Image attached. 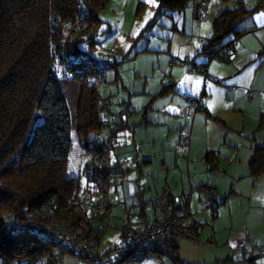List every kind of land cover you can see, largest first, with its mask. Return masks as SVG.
I'll return each instance as SVG.
<instances>
[{"label":"trees","instance_id":"obj_1","mask_svg":"<svg viewBox=\"0 0 264 264\" xmlns=\"http://www.w3.org/2000/svg\"><path fill=\"white\" fill-rule=\"evenodd\" d=\"M109 1L0 0V256L7 263L34 259L56 246L28 224L14 223L8 229V213L24 217L27 208L50 203L57 214L77 207L81 174L69 169L74 137L93 152L91 135L103 127L98 105L105 100L90 80L99 75L105 80L111 68L119 74L126 59L100 60L90 51L103 21L100 12ZM190 1L159 0L146 29L167 12L185 9ZM239 2L238 8L225 9L214 19L215 34L208 45L219 46L212 47L211 57L233 40L220 45L224 37L244 32L236 29L238 23L264 7V0L252 9ZM219 34L222 38L216 39ZM166 90L167 86L162 93ZM213 156L210 151L206 159L214 161ZM249 165L254 177L264 173V146L255 148ZM172 247L177 262L173 240Z\"/></svg>","mask_w":264,"mask_h":264},{"label":"crops","instance_id":"obj_2","mask_svg":"<svg viewBox=\"0 0 264 264\" xmlns=\"http://www.w3.org/2000/svg\"><path fill=\"white\" fill-rule=\"evenodd\" d=\"M200 1L191 0L185 9L170 11L164 15L173 17L176 12H179V15L187 18L189 12H192L198 18L196 8ZM238 1H242L248 9H252L259 0L253 6H248L245 0ZM131 2L134 4L140 2L139 7L145 11L147 7L154 10L159 5V0L155 5H150L145 0H124L123 5L126 8ZM207 3L209 4L208 0ZM239 3L233 8H238ZM117 11L122 14L121 7L117 8ZM261 13H264V7L250 13L236 26L237 30L244 32L237 36L239 43L235 48L233 59L228 58L222 51L219 55L211 57L209 52L212 47L219 46L217 43L208 45L210 38L215 34L214 25L205 28L200 24L198 34L191 42L194 43V49L192 48L194 51L190 54L186 53L184 57L186 62L192 63L185 65V67L189 66L191 71L186 77L191 79H184L182 83V79L174 77L175 81L169 85L178 90L181 97H178L177 103H172V107H164L160 118H154L148 109L153 107L154 93L166 95L170 91L168 85L152 92L147 89V79L146 84L143 85L139 80L140 86H137L134 91L132 88L134 93L142 89L144 94L147 92L148 98L151 97L147 111L145 110L143 115L140 113L141 110L133 111L127 103L126 107L129 108L125 109L126 113L132 111L134 114L123 117L122 107L119 111H113L105 99L107 97L104 98L110 111L122 118L121 127L117 132L119 136L117 144L120 146V139L124 137L126 145L130 142L135 146L137 157L134 165L136 163L139 173H143L139 159H142L145 165H155L156 159L161 158L163 164L170 167H167V170H172L170 174L173 173L178 178L171 184L165 178L164 185L155 188L152 198L148 200L147 196L151 193L148 194V191L137 187L140 185L139 178L129 180V172L133 168L129 170L128 182L118 184L115 190L120 199L122 196L121 200L126 201V207L132 208L129 202L136 207L135 222L139 223L148 219L146 206L161 194L164 186H168L174 196L192 193L188 220L186 221L187 216L182 215L179 206L176 208V215L180 216L181 221L187 225L190 219L196 220L197 224L193 228L196 240L190 238L181 240L180 236L174 237L173 242L177 246V262L156 252H139L131 255L128 260L121 261L120 264H264L262 253L264 249V173L254 177L249 165L255 148L264 146V15ZM120 17L123 18V14ZM235 37L234 33L229 34L220 45L229 43ZM148 48L147 45L136 47L134 58L137 60L138 53ZM132 49L129 51L131 52ZM130 52L126 53V58ZM91 54L95 56L92 52ZM136 60L130 61L129 65L133 66ZM127 65L128 63H125L122 67L128 68L129 65ZM200 66L206 68L203 72L207 74L206 78L195 72V69ZM197 80L200 81L199 84L196 83ZM166 86L167 90L162 93ZM249 90L253 92L250 99L247 96ZM202 91L207 92L209 98L194 118L190 157L184 159L177 156L173 160L174 153H177L180 133L184 131L183 107L187 96ZM122 130L130 132L129 135L122 134ZM158 148L161 150L160 153L153 151L159 150ZM72 151L74 153V148ZM118 151L122 154L120 149ZM210 151L214 153L212 158L214 161L206 159V154ZM73 153L70 156L72 161ZM122 156L133 160L126 155L122 154ZM77 163L78 161L74 164L77 165ZM167 170L165 171V167L164 169L162 167V172L154 171V178L157 177L160 180L163 174L167 177ZM76 172L78 173L77 167L72 173L76 174ZM235 198L240 199V202L236 203V208L235 202L231 200ZM208 199L215 201L214 206L203 208L202 202ZM112 212L114 215L112 224L116 229L127 222L123 206H114ZM142 212L143 215H141ZM239 242L245 244V252L242 256L234 254V248ZM187 243L188 248L185 249ZM187 251L191 254L189 257H187Z\"/></svg>","mask_w":264,"mask_h":264},{"label":"built area","instance_id":"obj_3","mask_svg":"<svg viewBox=\"0 0 264 264\" xmlns=\"http://www.w3.org/2000/svg\"><path fill=\"white\" fill-rule=\"evenodd\" d=\"M196 13L201 21L210 17L207 0L199 2ZM94 35L90 34L89 36ZM238 43L239 38L235 37L230 44L220 49V52H224L228 58L233 59ZM109 55L110 60L121 58L116 53ZM198 70L204 72L202 67H199ZM103 82L104 78L99 75L90 80V85L99 89ZM247 96L249 99L253 96L252 90L248 91ZM208 98L209 94L205 91L187 96L184 114L190 119L189 132L182 131L180 133L177 144L179 154L189 156L194 118ZM98 109L103 120V127L91 135L93 152L86 149L82 152L83 156H88L90 159L79 171L81 177L84 175L85 183L80 181L75 211L57 214L53 210L54 203H50L51 205L32 210L27 208L24 217L16 218L11 213H8L6 217L8 229L14 223L17 226L28 224L33 230L42 231V238L44 237L47 241L53 240L56 246L34 259H24L13 263H7L6 259L0 256V264H63L65 253H73L100 264H120L119 258L123 260L129 254L151 251L174 260L176 254L172 247V240L175 236L182 235L196 240L193 230L197 226L196 220H191L187 225L181 221L180 216L176 215L178 206L181 207L182 215H190L191 192L174 196L169 187L165 186L161 194L153 200L155 218L139 223L131 221L135 211L126 207V201L120 199L115 187L118 182L122 184L127 182L128 172L133 168L134 161L116 156L114 153L120 125L118 115L112 113L103 101L99 103ZM102 166H105L103 171L100 169ZM214 204L213 199H208L202 202V207L208 208ZM115 205L125 207L129 221L120 229L121 254L114 260L111 258L112 250L101 252L99 246L103 234L110 226L113 217L112 208ZM244 252L245 244L239 242L234 248V254L242 256ZM262 253L264 254V249Z\"/></svg>","mask_w":264,"mask_h":264},{"label":"rangeland","instance_id":"obj_4","mask_svg":"<svg viewBox=\"0 0 264 264\" xmlns=\"http://www.w3.org/2000/svg\"><path fill=\"white\" fill-rule=\"evenodd\" d=\"M257 1L258 0H245L248 6L255 5ZM123 2L124 0H110L107 4V7L100 12V17L103 21L99 24L96 30V45L90 51L100 60H108L110 59V53H116L118 54V56L122 57L125 56L127 52L129 53V50H131L132 48L133 49L130 52V55H128V57L125 59V61L121 63L119 74L117 73L116 69L111 68L107 70L106 78L99 88L100 95L103 99L107 97L105 99L107 100L108 105L113 111H119L122 107L123 117H130L133 116L134 113H132V111H129L130 113H126L127 110L125 111V109L129 108L126 107L127 103L133 111H135L136 109L141 110L140 113H142L143 115L145 110L147 111V106L151 100V97L148 98L149 96L147 92L144 94L142 89L138 92H133L137 86H140L139 80L144 85L146 84L148 79L147 89L152 92L160 89V87L162 89L164 85H168V89L170 91L166 93V95H160L159 92L154 93L155 99L153 102V107L148 109V111L153 115L154 118H160L159 116L163 114L164 107H172V103H177L179 101L178 97H181L178 90L173 89L169 84L175 81L174 77H176L177 79H182V81L184 82L185 77L189 76L188 74L191 73V71L189 70V66L185 67V65H189L192 63L186 62V59L184 57L186 56V53L190 54L194 51V43L191 42L195 40V36L199 32L200 24H202L203 26L208 25L209 27L211 25L213 26V20L223 9H234L233 7H237L235 5H237L239 1L208 0L210 11V17L208 20L200 21L192 12H189V16H187V18H184L183 15H179L180 13L176 12L173 17H171L170 15H162L152 24L150 29H146V27L150 23L151 19L156 15L155 12L157 7L154 10L150 7H147V11L141 8V10L138 12L140 2L138 4H134L131 2L126 8L123 5ZM120 7L124 19L120 17L122 16V14H119L117 11V8ZM149 11H151L153 15L145 23V16ZM183 12H181V14H183ZM141 25L143 26L141 27ZM134 32L138 34L133 35ZM228 36L229 35L224 37L223 40L228 38ZM121 38H123V42ZM145 45L149 47L148 50L140 51L138 53L139 56L136 60L134 58L136 47ZM133 59L136 61L133 63V66H131L129 65V62L133 61ZM111 60L113 61V59ZM183 60L185 62H182ZM125 63H128L129 67L124 69L122 65ZM195 72H197L200 76H204L205 78L207 76V74L199 71L197 68L195 69ZM116 74L118 76H116ZM163 77H165L163 79L164 81L162 80ZM184 117L185 121L183 129L184 131L189 132L188 124L190 122V119L186 115H184ZM118 119L121 123L122 118L120 115H118ZM123 133L129 135L130 132H128L127 130H122V134ZM117 139L119 140L118 134ZM74 140V153L72 151V156L74 163L76 161H78V163L77 165H75L71 157L70 171L72 173L77 167V171L79 173L80 169H83L86 162L90 158L88 156L82 155L84 148L78 143L76 136L74 137ZM120 140L121 145L118 146L119 144H117V146L115 147V155L119 157H125L122 156V154L126 155L128 157H131L135 162V158L137 157L135 146L130 142L126 145L124 143V137H122ZM118 149L121 150L122 154H120ZM158 149L159 150L153 151H155L156 153H160L161 150L160 148ZM177 156L187 159L186 156L177 152L174 153V158L172 157L173 160ZM139 160L140 165L143 168V173H139V169L135 163L133 170L129 172V180L132 178H135V180L139 178L138 181L140 185L137 187L143 188L144 190L148 191V194L149 192L151 193L149 194V196H147L148 200L152 198L155 188L164 185L165 178H167V182L170 184L175 183L174 181L178 180L175 174H170L172 170H167V167L169 166H165L161 158L156 159L155 165H145L142 159ZM162 167L163 169L165 167V171L167 170V177H165V175L163 174V176H160V180L157 177L154 178L153 172H162ZM81 181L85 183L84 175H82ZM121 199H123L122 196ZM231 200L235 202L234 207L236 206V203L238 204L240 202V199L236 198ZM129 204L132 207L130 209H133L135 211L136 207H134L133 203L129 202ZM146 211L148 214V219L155 218V209L153 207V202H149V204L146 206ZM126 218L128 222L129 219L127 215ZM188 218L189 217L187 216L186 221L188 220ZM113 219L114 215L111 219L110 226L107 228V231L103 234L100 240L99 248L101 252L112 250L111 258L115 260L121 254L120 248L122 246V243L120 238V229L123 225L120 228L116 229L112 224L114 223ZM136 219L137 217L135 212V215L131 218V221L135 222ZM180 239L187 240L188 237L181 235ZM184 248H188V243ZM55 249L58 250V248ZM152 252L153 251H151V253ZM186 254L187 257L191 255L189 251H187ZM63 262L64 264H100L69 253L64 255Z\"/></svg>","mask_w":264,"mask_h":264},{"label":"snow or ice","instance_id":"obj_5","mask_svg":"<svg viewBox=\"0 0 264 264\" xmlns=\"http://www.w3.org/2000/svg\"><path fill=\"white\" fill-rule=\"evenodd\" d=\"M145 2H147V3L150 4V5H155V4H157V0H145ZM152 15H153V13H152L151 11H149V12L146 14V16H145V23L147 22V20H148ZM261 15H264V13H261ZM142 26H143V25H141V27H142ZM207 27H208V25H205V28H207ZM136 34H138V33H136V32L133 33V35H136ZM121 39H122V42H123V38H121ZM185 79H191V78H190V77H185ZM182 83H183V81H182ZM196 83L199 84L200 81L197 80ZM225 107H227V105H225Z\"/></svg>","mask_w":264,"mask_h":264},{"label":"water","instance_id":"obj_6","mask_svg":"<svg viewBox=\"0 0 264 264\" xmlns=\"http://www.w3.org/2000/svg\"><path fill=\"white\" fill-rule=\"evenodd\" d=\"M222 38V35L219 34L216 39H221ZM131 257V254H129L127 257H125L122 261H125V260H128L129 258Z\"/></svg>","mask_w":264,"mask_h":264}]
</instances>
